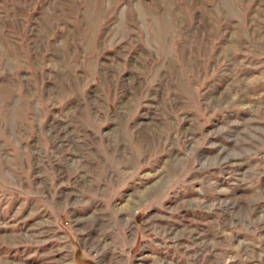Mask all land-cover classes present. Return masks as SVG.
<instances>
[{
	"label": "rangeland",
	"instance_id": "1",
	"mask_svg": "<svg viewBox=\"0 0 264 264\" xmlns=\"http://www.w3.org/2000/svg\"><path fill=\"white\" fill-rule=\"evenodd\" d=\"M5 108L26 148L0 192L20 170L79 196L73 252L264 264V0H0ZM3 232L0 264H74L65 239L37 257Z\"/></svg>",
	"mask_w": 264,
	"mask_h": 264
},
{
	"label": "crops",
	"instance_id": "2",
	"mask_svg": "<svg viewBox=\"0 0 264 264\" xmlns=\"http://www.w3.org/2000/svg\"><path fill=\"white\" fill-rule=\"evenodd\" d=\"M6 98H8V95L6 96L5 94H1L2 100H6ZM0 111L2 113L0 115L3 118H6L5 120L8 121L10 111L7 108ZM21 115L22 113L17 112L16 117H20ZM15 123L16 125L10 126L9 124H5L2 119V122L0 124V146L2 148L0 149V157L2 160L0 163V174L2 176V182L4 184L6 182L5 180L9 179V176L13 175V172H11L10 170V159L13 158V165H18L22 159H20V157H24L22 151L24 150V148H26V143L23 137L19 136V133L23 132V127L20 126V122L18 120ZM86 126L87 127H84L89 131H91L89 128L94 129L95 127H97V129H99V126ZM13 134H17L15 135L16 137H12ZM10 149H13L12 157L9 153ZM16 150H19L18 154L16 153ZM24 160H22V164L24 163ZM15 161L17 162L14 163ZM17 173V179L22 177L20 180H23L24 182L19 181L20 183L14 188H10V185L8 184L7 190H3V192H0V203H2L4 209H16L15 211H13L14 214L11 212L10 216L7 218L8 220L2 219L3 221L0 227L1 229H10L13 227H16L18 229V237L11 234H8L6 236L3 232V236L4 238H6L5 240L8 246L13 243L21 245L23 244L21 240L26 239L29 242L35 244L36 247H39V251L34 252L33 255L42 257L51 253L49 251V248H51L53 244L58 243V241L63 242V240L65 239V246L67 247L68 243L69 246H71L72 257L74 256V264H94L93 262H91V258L88 257L86 251L83 248L77 247L73 252V227L71 226L70 228L68 226H64L63 219H58L59 214L62 215L63 212H67L72 218L75 217V220L77 222L82 220V216L84 215V208L80 206L81 199L77 198L79 196L74 198L71 195H65L64 192L57 190L58 182H54V180H51L50 173L40 178L39 176L35 178V174L32 172L31 182H27V180L25 181V177L23 178V173L20 172V170H18ZM76 199L78 201L80 200L79 203L78 201H76ZM69 206L71 207L70 210L67 209V207ZM21 212H23V216H19ZM34 213L37 215V218L31 219ZM16 217L18 219H16ZM76 232L77 231H75V233ZM15 238H18V242L11 241ZM60 248L62 249V244H60ZM26 255L27 254H24L23 257H25ZM66 255H68L67 252ZM7 259H9V256Z\"/></svg>",
	"mask_w": 264,
	"mask_h": 264
},
{
	"label": "built area",
	"instance_id": "3",
	"mask_svg": "<svg viewBox=\"0 0 264 264\" xmlns=\"http://www.w3.org/2000/svg\"><path fill=\"white\" fill-rule=\"evenodd\" d=\"M66 225H68V223H65Z\"/></svg>",
	"mask_w": 264,
	"mask_h": 264
}]
</instances>
